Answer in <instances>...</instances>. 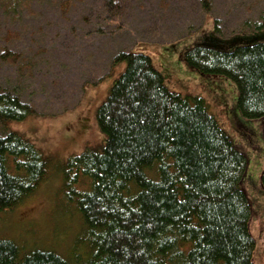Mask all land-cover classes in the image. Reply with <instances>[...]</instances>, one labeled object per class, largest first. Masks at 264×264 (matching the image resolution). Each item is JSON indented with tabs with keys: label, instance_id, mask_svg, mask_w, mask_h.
Here are the masks:
<instances>
[{
	"label": "trees",
	"instance_id": "trees-1",
	"mask_svg": "<svg viewBox=\"0 0 264 264\" xmlns=\"http://www.w3.org/2000/svg\"><path fill=\"white\" fill-rule=\"evenodd\" d=\"M207 14L210 0H199ZM109 18L122 15L115 0ZM215 34L186 49L182 62L202 76H220L237 105L264 130V43L251 34ZM243 34V35H242ZM18 58L4 50L0 60ZM126 69L97 112L102 151L88 147L64 169L68 200L85 226L88 258L77 264H256L245 154L210 113L204 98L172 92L150 57L126 51L112 65ZM16 90V89H15ZM0 88V123L23 121L35 109L17 90ZM48 160L13 132L0 135V213L25 202L47 178ZM264 193V170L260 178ZM0 264H69L42 250L23 253L0 239Z\"/></svg>",
	"mask_w": 264,
	"mask_h": 264
},
{
	"label": "rangeland",
	"instance_id": "rangeland-1",
	"mask_svg": "<svg viewBox=\"0 0 264 264\" xmlns=\"http://www.w3.org/2000/svg\"><path fill=\"white\" fill-rule=\"evenodd\" d=\"M108 1L0 0V56L4 50L18 56L0 60V88L16 89L36 112L23 121L0 123V135L18 134L48 160L47 178L38 189L0 213V239L14 242L25 254L48 251L69 264L88 258L82 242L85 226L76 204L68 200L63 172L69 158L86 148L104 149L97 112L126 69L125 64L112 65L117 53L148 56L168 80L178 79L181 69L196 72L182 62L183 51L212 37L216 19L228 37L253 31L264 22V0H210L211 14L199 0H115L123 8L118 18H109ZM244 35L255 38L250 44L264 43V27ZM198 75L208 97L194 84L188 88L194 94H184L204 98L247 157L244 186L253 209L255 259L264 264L262 121L241 114L232 82Z\"/></svg>",
	"mask_w": 264,
	"mask_h": 264
},
{
	"label": "crops",
	"instance_id": "crops-1",
	"mask_svg": "<svg viewBox=\"0 0 264 264\" xmlns=\"http://www.w3.org/2000/svg\"><path fill=\"white\" fill-rule=\"evenodd\" d=\"M186 70L187 69H181L182 73H180L178 79H170V80H168V78L163 73L164 74V78H165V83L167 84V86L169 88H171L172 91L177 92V93H179L181 95H185L184 93L194 94L192 92L193 90L190 91V89H188L190 87V85L194 84L195 88L197 90H199L200 93L204 91L205 97H208L206 89H204L205 86H202L204 82L202 81V78L198 75V73H196V72L189 73V71H186ZM190 79H192V81L194 83L192 81L190 82ZM196 83L200 84L201 88L199 86H197ZM198 94H199V92H198Z\"/></svg>",
	"mask_w": 264,
	"mask_h": 264
}]
</instances>
